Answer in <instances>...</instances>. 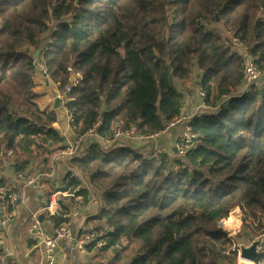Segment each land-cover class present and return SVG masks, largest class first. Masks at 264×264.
Returning a JSON list of instances; mask_svg holds the SVG:
<instances>
[{"label": "trees", "instance_id": "1", "mask_svg": "<svg viewBox=\"0 0 264 264\" xmlns=\"http://www.w3.org/2000/svg\"><path fill=\"white\" fill-rule=\"evenodd\" d=\"M263 17L264 0H0V161L25 176L65 149L36 79L60 94L75 69L64 107L72 141L89 145L68 165L100 199L89 249L102 243L125 264H239L217 224L237 208L250 240L264 235ZM241 51L262 75L250 86ZM196 90L204 108L183 153L148 159L128 140L102 145L117 128L162 134ZM64 214H53L58 224Z\"/></svg>", "mask_w": 264, "mask_h": 264}, {"label": "crops", "instance_id": "2", "mask_svg": "<svg viewBox=\"0 0 264 264\" xmlns=\"http://www.w3.org/2000/svg\"><path fill=\"white\" fill-rule=\"evenodd\" d=\"M43 78L45 79V77ZM197 94H199L198 90L194 91L191 96H185L187 100L184 101L183 118H192L202 110L201 99L199 102L196 97ZM42 99L43 97L39 99V103ZM40 105L43 109L47 108L42 106V103ZM48 108L54 109V107L50 106ZM55 114L57 115L55 127L65 137L73 139L74 136L70 130V116L62 104H60V112H55ZM184 122L186 120L180 121L158 135V138L154 140L159 141L160 147L173 151L178 138L183 132ZM89 138H92V142L100 140L96 135ZM150 139H153V137L134 140L129 145L135 152L142 153L148 150L150 145L148 141ZM81 140L84 146L87 147L89 145L85 138H81ZM118 141H102V145L110 147V145L119 144ZM135 147L141 151L138 152ZM69 161L56 159L54 155L46 165L33 164L29 166L28 174L24 177L31 175L37 177L36 182L31 187H25V178L19 179L10 165L0 161V182L23 193V197L16 204V216L9 221H5L8 218V209L0 201V264H50L44 250L35 247L40 242H37V240L40 239L34 236L30 227L37 220L44 231L54 235L58 223L55 221L53 214H62L65 209L70 215L67 219L70 236L58 240L56 249L57 260L54 264H125V261L116 262L109 260L105 253L99 249L103 245L102 243H97L90 250L88 246L94 236L84 243L83 249L76 247L75 240L92 235L89 233L85 234V232H91L94 225L90 222L88 223L87 220L97 215L100 199L84 178L69 167ZM48 194L49 196L55 195L56 198V211L53 214L46 209L49 200ZM84 234L85 236H83ZM250 241V238L246 239L243 237V241L237 244H248ZM239 264L254 263L240 261Z\"/></svg>", "mask_w": 264, "mask_h": 264}, {"label": "built area", "instance_id": "3", "mask_svg": "<svg viewBox=\"0 0 264 264\" xmlns=\"http://www.w3.org/2000/svg\"><path fill=\"white\" fill-rule=\"evenodd\" d=\"M235 45H238V42L234 39L232 40ZM239 46V45H238ZM243 59H244V78H243V84L244 86H250L253 85L257 82H259L261 78V72L254 66V64L250 61L248 58L247 54H243ZM73 76V77H72ZM79 75L75 72L74 70H71L70 72V82L71 84L67 85L64 87L63 91L59 94L58 92V97L60 99V104L64 106V103L66 102V96L68 93L71 91L72 84H76L78 81ZM202 99V95L200 96ZM202 108L204 106L202 105ZM67 111V110H66ZM68 112V111H67ZM69 114V112H68ZM182 120H186L183 132L180 136V138L177 140L175 147L173 148V151H178L179 153H183V150L181 148L180 143L184 142L186 145L189 144L192 140V134H191V127H190V120L191 118L185 119V118H180L178 121H176L174 124L171 125L174 126L176 123H179ZM96 128H92L86 136L92 137L95 135ZM158 136V135H156ZM156 136H150V137H143V138H136L132 136L131 132H128L127 130H123L121 128H117L115 131V136L114 138L116 140H128V141H134V140H140V139H148L151 137H156ZM67 143V142H66ZM84 144L82 143L81 138L80 139H75L74 141L67 143L66 147L64 150L61 152L57 153L55 155L56 159H61V160H71L75 155L79 154L82 149L84 148ZM167 153L164 148H154L150 154L151 157L149 159L155 158L160 156L161 154ZM18 178H22V174H17ZM25 178V187H31L34 185V183L37 180V177L34 175L24 177ZM23 197V193L21 191H13L10 187L7 186H1L0 185V201L1 204L8 209V218L5 221H9L10 219H13L16 216V204L18 200H20ZM46 209L48 210L49 213L53 214L56 211V198L55 195L49 196V200L47 202ZM64 218L61 222H59L58 227L55 231L54 235L48 234L46 231H44L37 220L33 222V224L30 227L31 232H33L34 236L38 237L40 239V242L35 246L37 249H42L44 250L47 260L50 264H54L57 260L56 257V249H57V242L59 239H64L68 238L70 236V228H69V223L67 222V219L69 218V214H64ZM242 223V222H240ZM220 227L228 232V237L232 240V237L234 236H242L245 237L246 239L250 238L251 235H247L244 231L245 229L242 227L243 230H238L237 233H229L230 228L229 226L233 227V224H228L227 222H219L218 223ZM217 224V225H218ZM93 235L91 236H86L85 238L75 240L76 247L78 249H83L82 246L84 243H86L88 240L92 239ZM233 242V240H232ZM238 245L239 244H234L233 243V252L239 253L238 250Z\"/></svg>", "mask_w": 264, "mask_h": 264}, {"label": "rangeland", "instance_id": "4", "mask_svg": "<svg viewBox=\"0 0 264 264\" xmlns=\"http://www.w3.org/2000/svg\"><path fill=\"white\" fill-rule=\"evenodd\" d=\"M264 18V17H263ZM48 35L46 34V35H44V36H42L41 37V48H43L44 46H45V44L47 43V40H48V37H47ZM232 47L233 48H235V50H237V51H239V46L238 45H235L233 42H232ZM27 54L29 55L31 52L33 53V48L31 47V46H28L27 47ZM240 54L242 55V57H243V52L241 51L240 52ZM36 57L38 56V54H36L35 55ZM73 77V76H72ZM43 77L41 76V75H38L37 76V79H36V84H37V87H36V92H38V93H40V94H43L42 95V97H43V99L41 100V102L40 103H42V106H46L47 108L50 106V107H53V99L51 98V96L49 95L50 94V92H49V88H53V86L52 85H50L49 84V87L48 86H46V82L42 79ZM46 79V78H45ZM47 80V79H46ZM55 88V87H54ZM196 97H197V99H199V102H200V99L201 98H199V94H197L196 95ZM185 100H187L186 99V97H185ZM177 124V123H176ZM169 128H171V126L169 127ZM70 137V136H69ZM66 138H67V142L68 143H70V142H72V139H69L67 136H66ZM71 138V137H70ZM157 139L158 138V136L157 137H154L153 139H150V141H148V144H150L149 146H148V150H146V151H144V152H142L141 154H143L144 155V157L145 158H150L151 157V154H150V152L154 149V148H160V145H159V141H157V140H154V139ZM179 139V138H178ZM135 149L138 151V152H140L141 150L140 149H138V148H136L135 147ZM165 151L168 153V154H170L171 152H172V150L171 149H165ZM234 210H236L237 211V214H235L234 213ZM231 219H234L233 221H231V222H234L233 223V227H231V226H229L228 228H230V231H229V233H237L238 232V230H243L242 229V227H243V223H240V222H243V220H242V216H241V213L239 212V210L237 209V208H234V209H230V210H227L223 215H222V218L220 219V221L219 222H230V220ZM239 223H240V225H239ZM218 226L220 227V225L218 224ZM244 228V227H243ZM236 237L237 236H234V237H232V240H233V243L234 244H237V243H239L240 241H243V237L242 236H238L237 237V239H236ZM239 238H241V239H239ZM105 253V252H104ZM105 256L107 257V258H109V260H111V256H110V254L109 253H105Z\"/></svg>", "mask_w": 264, "mask_h": 264}, {"label": "water", "instance_id": "5", "mask_svg": "<svg viewBox=\"0 0 264 264\" xmlns=\"http://www.w3.org/2000/svg\"><path fill=\"white\" fill-rule=\"evenodd\" d=\"M218 21V17H216ZM46 86L49 87V81L46 80ZM50 95L53 99V107L56 113L60 112V99L58 97V91L54 88H49ZM4 155V150H2ZM27 175V174H26ZM40 240H37L39 242ZM264 247V235L253 238L248 244L238 245V259L245 263H254L259 256L261 249Z\"/></svg>", "mask_w": 264, "mask_h": 264}, {"label": "bare ground", "instance_id": "6", "mask_svg": "<svg viewBox=\"0 0 264 264\" xmlns=\"http://www.w3.org/2000/svg\"><path fill=\"white\" fill-rule=\"evenodd\" d=\"M234 213L237 214V211L234 210ZM233 220H234V219H231L230 222L228 221L227 223H228L229 225H230V224H233L234 222H231V221H233ZM239 225H240V223H239Z\"/></svg>", "mask_w": 264, "mask_h": 264}]
</instances>
